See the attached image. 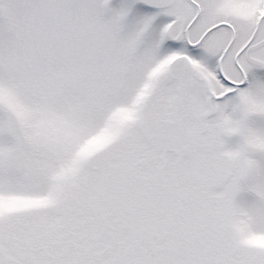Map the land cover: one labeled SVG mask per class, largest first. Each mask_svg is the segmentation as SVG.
I'll list each match as a JSON object with an SVG mask.
<instances>
[{
	"label": "snow or ice",
	"instance_id": "obj_1",
	"mask_svg": "<svg viewBox=\"0 0 264 264\" xmlns=\"http://www.w3.org/2000/svg\"><path fill=\"white\" fill-rule=\"evenodd\" d=\"M0 264H264V0H0Z\"/></svg>",
	"mask_w": 264,
	"mask_h": 264
}]
</instances>
